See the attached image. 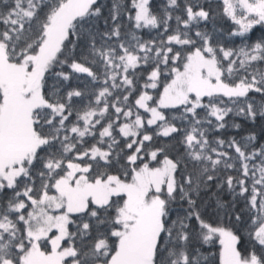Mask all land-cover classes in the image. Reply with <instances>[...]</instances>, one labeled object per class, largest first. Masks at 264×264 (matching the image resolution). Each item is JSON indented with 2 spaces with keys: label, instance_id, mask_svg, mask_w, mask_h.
<instances>
[{
  "label": "snow or ice",
  "instance_id": "1",
  "mask_svg": "<svg viewBox=\"0 0 264 264\" xmlns=\"http://www.w3.org/2000/svg\"><path fill=\"white\" fill-rule=\"evenodd\" d=\"M0 264H264V0H0Z\"/></svg>",
  "mask_w": 264,
  "mask_h": 264
}]
</instances>
